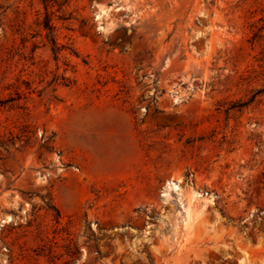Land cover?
Instances as JSON below:
<instances>
[{
  "label": "rangeland",
  "instance_id": "obj_1",
  "mask_svg": "<svg viewBox=\"0 0 264 264\" xmlns=\"http://www.w3.org/2000/svg\"><path fill=\"white\" fill-rule=\"evenodd\" d=\"M0 264H264V0H0Z\"/></svg>",
  "mask_w": 264,
  "mask_h": 264
}]
</instances>
